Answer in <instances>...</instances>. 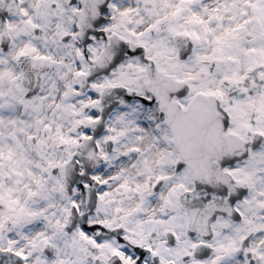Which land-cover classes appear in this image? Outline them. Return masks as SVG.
Listing matches in <instances>:
<instances>
[{"label":"snow or ice","instance_id":"6c2138e0","mask_svg":"<svg viewBox=\"0 0 264 264\" xmlns=\"http://www.w3.org/2000/svg\"><path fill=\"white\" fill-rule=\"evenodd\" d=\"M0 264H264V0H0Z\"/></svg>","mask_w":264,"mask_h":264}]
</instances>
